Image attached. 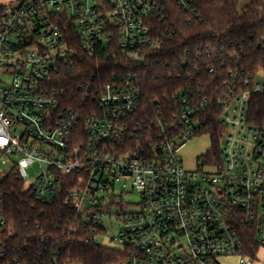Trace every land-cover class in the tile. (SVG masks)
<instances>
[{
  "label": "built area",
  "instance_id": "obj_1",
  "mask_svg": "<svg viewBox=\"0 0 264 264\" xmlns=\"http://www.w3.org/2000/svg\"><path fill=\"white\" fill-rule=\"evenodd\" d=\"M173 1L185 12L195 10L193 0ZM2 5L0 165L10 170L0 169V179L15 171L45 204L62 193L96 241L117 219L114 240L123 258L110 264H226L233 257L237 264H258L264 249V119L251 115V96L264 89L259 75L231 73L215 105L199 94H174L172 119L158 120L154 134L145 135L132 125L142 100L136 76L113 75L97 87L87 115L64 106V91L54 81L74 63L73 34L90 56L144 63L162 42L158 20L165 8L159 0ZM210 115L220 126V157L206 162L203 156L196 169H187L181 149L207 133ZM37 163L42 169L29 179ZM6 224L0 192V231ZM245 227L260 247L257 258L244 251Z\"/></svg>",
  "mask_w": 264,
  "mask_h": 264
},
{
  "label": "trees",
  "instance_id": "obj_2",
  "mask_svg": "<svg viewBox=\"0 0 264 264\" xmlns=\"http://www.w3.org/2000/svg\"><path fill=\"white\" fill-rule=\"evenodd\" d=\"M241 1L193 0L195 10L190 13L173 0H159L165 8V16L158 20L162 42L142 64L121 56H90L73 34L69 39L76 51L74 63L54 81V87L64 91L62 103L87 115L95 107L97 87L113 75L131 74L142 91L132 125L148 135L154 134L158 120L172 119L176 93L199 94L215 105L231 73L256 76L262 71L264 84V0H247L242 6ZM3 13L0 4V18ZM251 103V115L262 121L264 89L251 96ZM208 117L205 131L210 132L212 147L204 156L206 162L221 153L220 126L216 118ZM0 192L7 219L0 231V264H110L123 258L121 249L99 243L89 226L78 222L62 193L51 204L41 203L15 171L0 179ZM243 231L244 251L257 258L260 247L254 233L248 227Z\"/></svg>",
  "mask_w": 264,
  "mask_h": 264
},
{
  "label": "rangeland",
  "instance_id": "obj_3",
  "mask_svg": "<svg viewBox=\"0 0 264 264\" xmlns=\"http://www.w3.org/2000/svg\"><path fill=\"white\" fill-rule=\"evenodd\" d=\"M8 0H0V4L6 2ZM247 0L241 1V6L244 5ZM259 80H263L262 71L259 73ZM212 147L211 137L207 133H202L201 135H197L187 141V143L182 147L181 154L184 159V165L187 169H196L198 167L199 159L203 156H206L210 148ZM0 169L2 174L7 173L10 170V166L0 165ZM41 166L39 163L35 164L29 169V179H34L38 173L41 171ZM133 200L138 201V195L131 196ZM107 227L109 228V232L104 236H100L98 238V242L111 247H121V245L114 240L115 237L119 235V223L117 219H113V226L107 223ZM226 264H237V258H226L223 260ZM260 262L264 264V251H260Z\"/></svg>",
  "mask_w": 264,
  "mask_h": 264
},
{
  "label": "crops",
  "instance_id": "obj_4",
  "mask_svg": "<svg viewBox=\"0 0 264 264\" xmlns=\"http://www.w3.org/2000/svg\"><path fill=\"white\" fill-rule=\"evenodd\" d=\"M262 251H264V249H262ZM259 257H260V256H259ZM258 264H263V263L259 261Z\"/></svg>",
  "mask_w": 264,
  "mask_h": 264
}]
</instances>
